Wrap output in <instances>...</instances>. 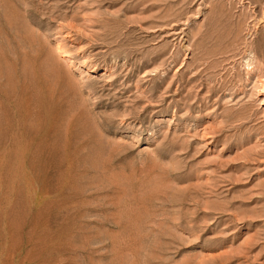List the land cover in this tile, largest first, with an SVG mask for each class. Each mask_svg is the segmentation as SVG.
Wrapping results in <instances>:
<instances>
[{"label":"rangeland","instance_id":"rangeland-1","mask_svg":"<svg viewBox=\"0 0 264 264\" xmlns=\"http://www.w3.org/2000/svg\"><path fill=\"white\" fill-rule=\"evenodd\" d=\"M0 264H264V0H0Z\"/></svg>","mask_w":264,"mask_h":264},{"label":"bare ground","instance_id":"bare-ground-1","mask_svg":"<svg viewBox=\"0 0 264 264\" xmlns=\"http://www.w3.org/2000/svg\"><path fill=\"white\" fill-rule=\"evenodd\" d=\"M59 47V46H58ZM66 55L68 56V53H66Z\"/></svg>","mask_w":264,"mask_h":264}]
</instances>
